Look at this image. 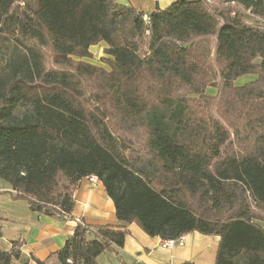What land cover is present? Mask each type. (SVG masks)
<instances>
[{
    "label": "trees",
    "instance_id": "trees-1",
    "mask_svg": "<svg viewBox=\"0 0 264 264\" xmlns=\"http://www.w3.org/2000/svg\"><path fill=\"white\" fill-rule=\"evenodd\" d=\"M14 1L0 0V31L49 46L54 62L79 75L100 77L101 112L70 74L45 70L33 47L0 75V179L13 197L70 218L77 183L96 176L122 223H77L55 253L58 264H98L100 254L123 246L133 221L162 239L219 236L215 264H264V230L254 222L264 221V30L228 0H177L147 22L115 0H19L20 10ZM233 1L264 15V0ZM208 37L212 69L195 55V42ZM100 42L109 71L83 61ZM250 73L254 80L234 84ZM149 80L155 85L144 86ZM175 80L215 117L171 96ZM180 174L206 180L208 216L203 189L191 198ZM1 243L0 233V264H13L19 244Z\"/></svg>",
    "mask_w": 264,
    "mask_h": 264
},
{
    "label": "crops",
    "instance_id": "crops-1",
    "mask_svg": "<svg viewBox=\"0 0 264 264\" xmlns=\"http://www.w3.org/2000/svg\"><path fill=\"white\" fill-rule=\"evenodd\" d=\"M118 4L131 6L149 15L164 9L177 0H115ZM182 184L191 198L199 188L203 189L200 205L204 216L211 208L210 190L204 178L180 174ZM9 184H0V233L2 247L11 248L12 242L19 244L20 256L13 264H58L55 253L61 249L76 228V218L89 225L118 228L115 207L107 196L102 182L90 183L81 179L74 190V206L70 218L47 215L30 210L27 202L13 197ZM264 230V221L254 220ZM126 226L127 234L123 246L115 252H105L97 257L98 264H215L219 236L192 231L184 234L183 245L172 249L162 248L159 236L151 237L135 222ZM39 261V262H38Z\"/></svg>",
    "mask_w": 264,
    "mask_h": 264
},
{
    "label": "rangeland",
    "instance_id": "rangeland-1",
    "mask_svg": "<svg viewBox=\"0 0 264 264\" xmlns=\"http://www.w3.org/2000/svg\"><path fill=\"white\" fill-rule=\"evenodd\" d=\"M14 7L21 9L22 4L19 0L14 1ZM252 24V23H251ZM143 43H141L140 53H144L147 49V44L149 38L145 35L143 37ZM214 38L208 37L205 39L197 40L195 42V55L198 57V60L201 64L205 65L209 68H213V51H214ZM28 47H33V49L37 50L41 54V62L42 66L47 71H56V72H65L71 75L72 79L81 86L83 89L84 95L88 100L89 106L92 110L95 111H105V107L103 102L98 101L102 95V90L100 88L99 76L88 77L86 75L77 74L72 67L65 66L62 64H57L54 62V56L52 49L49 46H40L33 39H26L20 36H17L16 33L6 34L0 31V75H3L11 66L20 60V58L25 55L28 51ZM106 45L103 42H100L90 48L92 53V58H84L83 61L89 62L97 67H100L106 71H109L110 68L106 63L102 61V59L106 58L107 55L104 53V48ZM77 60V59H75ZM255 75L246 74L238 77L234 84L236 86L243 85L247 82H251L255 79ZM156 82L153 80H149L144 84L147 85H155ZM185 81H177L175 80L173 90L171 91V96L175 97H183L186 99L189 109L193 111H206L207 115H211L215 117V112L210 106L202 102L197 95L191 94L186 85ZM205 92L210 95H214L216 93V89L213 87H207ZM0 184L7 185V183L0 179Z\"/></svg>",
    "mask_w": 264,
    "mask_h": 264
},
{
    "label": "built area",
    "instance_id": "built-area-1",
    "mask_svg": "<svg viewBox=\"0 0 264 264\" xmlns=\"http://www.w3.org/2000/svg\"><path fill=\"white\" fill-rule=\"evenodd\" d=\"M204 1L206 4H209V5L214 4L213 0H204ZM226 3L230 4L232 7H237L239 9H242V11L245 13V16H246L245 18L248 24H251V23L257 24L259 28L264 30V15H256L252 13L249 9H243L241 5L237 4L233 0H228ZM142 19L145 22H147L148 20L146 15H143ZM85 179H87L90 183H95L98 178L96 176H88V177H85ZM75 221L81 226H84V222L82 221L81 218H76ZM183 240H184L183 235H180L175 238H170V239H162L160 241V246L162 248L172 249L176 245H179V246L183 245Z\"/></svg>",
    "mask_w": 264,
    "mask_h": 264
}]
</instances>
